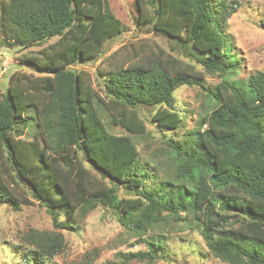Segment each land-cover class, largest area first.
<instances>
[{
    "label": "trees",
    "instance_id": "16d2710c",
    "mask_svg": "<svg viewBox=\"0 0 264 264\" xmlns=\"http://www.w3.org/2000/svg\"><path fill=\"white\" fill-rule=\"evenodd\" d=\"M136 5L140 26L175 40L190 59L158 43L125 45L99 70L98 90L87 71L73 66L95 61L125 32L108 0H0L8 43L43 46L18 57L43 76L14 73L0 95V203L19 210L37 202L55 227L30 229L15 249L23 264H46L67 249L61 231L76 232L77 220L103 206L135 246L146 247L117 253L113 264L157 262L166 238L148 234L170 220L200 221L209 253L224 264H264V71L237 80L239 66L227 48L229 21L241 3ZM208 78L219 82L208 87ZM182 86L203 90L213 107L184 139L167 140L172 172L156 189L149 166L161 165L142 160L132 138L110 132L106 121L145 134L140 108L148 106L159 127L181 129L173 93ZM120 189L132 196L121 198Z\"/></svg>",
    "mask_w": 264,
    "mask_h": 264
},
{
    "label": "rangeland",
    "instance_id": "374dc122",
    "mask_svg": "<svg viewBox=\"0 0 264 264\" xmlns=\"http://www.w3.org/2000/svg\"><path fill=\"white\" fill-rule=\"evenodd\" d=\"M238 1L241 7L230 19L227 29L230 35L227 48L231 52L232 61L240 70L234 78L245 81L251 74L264 71V0ZM108 2L114 15L122 21L125 32L109 40L105 44V52L95 61L78 62L73 66L75 69L87 71L96 89L101 90L100 81L97 80L99 70L107 68L108 63L112 61L109 55L125 45L135 44V47L139 48L143 43L151 45L158 43L175 56L189 61L188 51L178 42L140 26L138 23L140 13L136 0H108ZM6 38L3 37L0 28V95L8 89L10 77L14 73L43 76L36 69L27 67L26 63L18 58L24 54L36 53L43 46L20 48L9 44ZM52 42L49 41L44 46ZM207 82L208 87H214L219 79L208 78ZM173 97L176 108L183 118L184 127L181 129L159 127L152 119L155 109L148 106L140 108L147 127L145 134H131L106 121L110 132L132 138L139 146L142 160L148 159L152 164L156 162L161 165L158 166L159 170L152 165L149 166L153 178L149 184L156 189L158 180L168 178L167 176L172 172V167L169 166L171 156L167 142L170 138L179 141L184 139L187 133L195 131L201 117L213 107L206 93L196 87L182 86L173 93ZM119 195L121 198L132 196L124 189H120ZM189 218L190 216L186 220ZM60 221L66 222L67 218L62 215ZM77 222L79 229L76 232L61 231L67 242L66 251L47 261L46 264H85L86 254H90L94 259L95 262L93 261L92 264H113L117 253L146 250L144 245H134L136 238L121 226L116 215L109 208L99 206L86 219ZM197 222L201 224L200 221H195L192 225L188 222L176 223L170 220L168 226L150 231L148 235L152 238H166V250L158 254L159 259L153 264H224L209 253ZM30 229L55 231L51 216L45 207L35 202L31 206L23 205L19 210H14L9 204L0 203V264H23V259L17 253L15 246L20 245L24 234Z\"/></svg>",
    "mask_w": 264,
    "mask_h": 264
}]
</instances>
